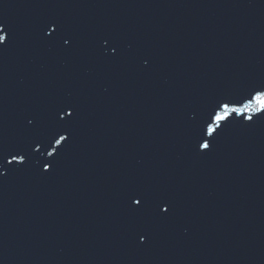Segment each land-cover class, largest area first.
<instances>
[{"label":"water","instance_id":"obj_1","mask_svg":"<svg viewBox=\"0 0 264 264\" xmlns=\"http://www.w3.org/2000/svg\"><path fill=\"white\" fill-rule=\"evenodd\" d=\"M52 17L51 0H0V25L11 33L0 47V134L9 146L44 131L62 105L55 32L45 36ZM53 159L37 155L0 177V264H81L67 149L42 172Z\"/></svg>","mask_w":264,"mask_h":264},{"label":"snow or ice","instance_id":"obj_2","mask_svg":"<svg viewBox=\"0 0 264 264\" xmlns=\"http://www.w3.org/2000/svg\"><path fill=\"white\" fill-rule=\"evenodd\" d=\"M55 32L51 38L53 44L61 46L69 45L73 37L65 34L63 21L59 17H52L47 21V31L45 36ZM11 39V33L0 25V47H7ZM106 41H103L105 43ZM103 46V45H102ZM113 54H118V46L113 44L111 48ZM264 115V85H255L247 90V95H240L235 98L218 99L210 108L206 109L198 124L192 129V147L197 154H207L211 152L213 145L221 136L224 130L233 125L251 126L256 123L254 117ZM68 117V119H65ZM240 117L241 120H236ZM79 118V108L74 102H65L61 105L44 131L33 135L28 139L19 140L8 145L6 139L0 134V177L6 171H19L20 168H9L13 164L17 166H30L34 158L54 157L51 162L42 164V172H50L52 167L63 156L67 144L74 131ZM247 121V123H242ZM34 121L29 119L28 124L33 125ZM211 138V139H208ZM43 149V151L41 150ZM46 160V159H45ZM129 207L134 212H141L148 203V193L139 188H132L127 192ZM171 203L160 199L155 205L156 215L164 213L170 214ZM140 241L145 240V236L139 237Z\"/></svg>","mask_w":264,"mask_h":264}]
</instances>
